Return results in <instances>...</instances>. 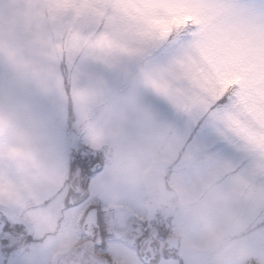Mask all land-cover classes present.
<instances>
[{
    "label": "snow or ice",
    "instance_id": "obj_1",
    "mask_svg": "<svg viewBox=\"0 0 264 264\" xmlns=\"http://www.w3.org/2000/svg\"><path fill=\"white\" fill-rule=\"evenodd\" d=\"M0 17V264H264V0H51Z\"/></svg>",
    "mask_w": 264,
    "mask_h": 264
},
{
    "label": "rangeland",
    "instance_id": "obj_2",
    "mask_svg": "<svg viewBox=\"0 0 264 264\" xmlns=\"http://www.w3.org/2000/svg\"><path fill=\"white\" fill-rule=\"evenodd\" d=\"M51 0H0V17H11L13 27L26 28L29 23L34 22L47 11ZM8 50L6 42L0 39V59H7ZM28 151L25 138L18 127L11 121L0 125V182L10 183L7 172L18 173L23 167L30 166L32 161L22 153ZM190 230H196V238L205 243L206 250L216 260L217 264H223L227 256L228 248L223 241L212 240L211 230L202 222L191 217L188 218Z\"/></svg>",
    "mask_w": 264,
    "mask_h": 264
}]
</instances>
